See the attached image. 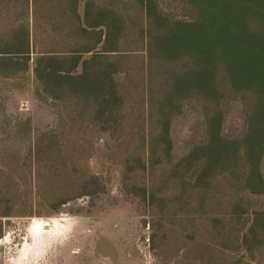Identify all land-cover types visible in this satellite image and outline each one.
I'll list each match as a JSON object with an SVG mask.
<instances>
[{"label": "trees", "instance_id": "obj_1", "mask_svg": "<svg viewBox=\"0 0 264 264\" xmlns=\"http://www.w3.org/2000/svg\"><path fill=\"white\" fill-rule=\"evenodd\" d=\"M178 1L186 18L158 0H0V73L31 72L59 107L54 129L0 154V218L103 191L89 160L105 135L157 259L264 264V0ZM231 98L245 126L226 135ZM188 105L205 136L174 159L170 127Z\"/></svg>", "mask_w": 264, "mask_h": 264}, {"label": "rangeland", "instance_id": "obj_2", "mask_svg": "<svg viewBox=\"0 0 264 264\" xmlns=\"http://www.w3.org/2000/svg\"><path fill=\"white\" fill-rule=\"evenodd\" d=\"M158 4L167 16L186 18L182 2ZM80 6L82 12L83 1ZM222 108V133L241 132L245 126L241 101L225 100ZM58 111L57 103L39 92L31 72L0 73V154L22 148L29 133L54 129ZM170 135L174 159L203 139L204 117L197 106H186L172 122ZM105 137L100 136L99 150L89 160L92 171L108 181L103 191L69 201L55 213L42 209L41 215L1 217L0 264H174L173 258L162 262L155 257L149 213L129 195L121 165L102 155Z\"/></svg>", "mask_w": 264, "mask_h": 264}, {"label": "crops", "instance_id": "obj_3", "mask_svg": "<svg viewBox=\"0 0 264 264\" xmlns=\"http://www.w3.org/2000/svg\"><path fill=\"white\" fill-rule=\"evenodd\" d=\"M82 3V2H81ZM81 5V4H80ZM81 7V6H80ZM81 12V11H80Z\"/></svg>", "mask_w": 264, "mask_h": 264}]
</instances>
